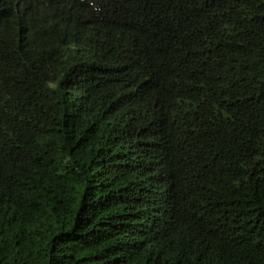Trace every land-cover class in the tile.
Returning a JSON list of instances; mask_svg holds the SVG:
<instances>
[{
    "label": "trees",
    "instance_id": "trees-1",
    "mask_svg": "<svg viewBox=\"0 0 264 264\" xmlns=\"http://www.w3.org/2000/svg\"><path fill=\"white\" fill-rule=\"evenodd\" d=\"M0 264H264V0H0Z\"/></svg>",
    "mask_w": 264,
    "mask_h": 264
}]
</instances>
